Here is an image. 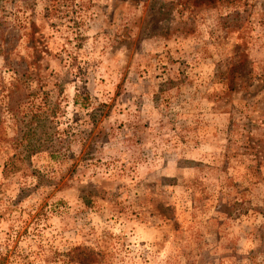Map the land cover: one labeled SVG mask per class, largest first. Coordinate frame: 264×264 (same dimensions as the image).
Instances as JSON below:
<instances>
[{
    "label": "rangeland",
    "instance_id": "374dc122",
    "mask_svg": "<svg viewBox=\"0 0 264 264\" xmlns=\"http://www.w3.org/2000/svg\"><path fill=\"white\" fill-rule=\"evenodd\" d=\"M0 264H264V0H0Z\"/></svg>",
    "mask_w": 264,
    "mask_h": 264
},
{
    "label": "clouds",
    "instance_id": "9594fccd",
    "mask_svg": "<svg viewBox=\"0 0 264 264\" xmlns=\"http://www.w3.org/2000/svg\"><path fill=\"white\" fill-rule=\"evenodd\" d=\"M101 2H106V0H101ZM110 2V0H109ZM144 47L143 42L141 43V48ZM124 50H122L119 53L120 57H123ZM143 115L144 113H149L150 115L145 116V119H150L152 121V128L154 130V139L152 143L145 144L143 147L145 148H153V155L151 158H148L147 167H150L152 170L158 169L164 162V152L173 151L174 149L169 147L164 140L165 135H168V122L173 119L174 114L171 113L168 109H162L160 111H157L153 104H152V96L151 94H145L143 97ZM133 111L135 109L133 108ZM161 124L164 125V127L160 130V132L156 133L155 129H157ZM143 127L142 125L140 126ZM138 135H142V132H137ZM155 136H159V139H156ZM119 156L118 163H131L133 160H141L144 159V157H141L138 150H134L130 148L129 146L125 145V150L122 154L117 153ZM115 167V165H114Z\"/></svg>",
    "mask_w": 264,
    "mask_h": 264
},
{
    "label": "trees",
    "instance_id": "16d2710c",
    "mask_svg": "<svg viewBox=\"0 0 264 264\" xmlns=\"http://www.w3.org/2000/svg\"><path fill=\"white\" fill-rule=\"evenodd\" d=\"M93 257V255L92 254H89V258L91 259Z\"/></svg>",
    "mask_w": 264,
    "mask_h": 264
}]
</instances>
